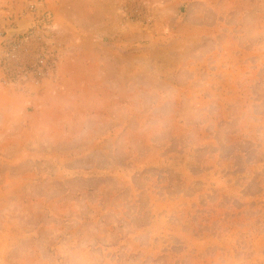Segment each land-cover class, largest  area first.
<instances>
[{"label": "rangeland", "instance_id": "rangeland-1", "mask_svg": "<svg viewBox=\"0 0 264 264\" xmlns=\"http://www.w3.org/2000/svg\"><path fill=\"white\" fill-rule=\"evenodd\" d=\"M0 264H264V0H0Z\"/></svg>", "mask_w": 264, "mask_h": 264}, {"label": "built area", "instance_id": "built-area-1", "mask_svg": "<svg viewBox=\"0 0 264 264\" xmlns=\"http://www.w3.org/2000/svg\"><path fill=\"white\" fill-rule=\"evenodd\" d=\"M27 41H31V37L30 36H26L24 39H23V42H27ZM19 44V42H18Z\"/></svg>", "mask_w": 264, "mask_h": 264}]
</instances>
